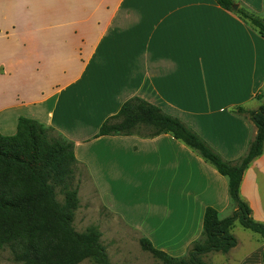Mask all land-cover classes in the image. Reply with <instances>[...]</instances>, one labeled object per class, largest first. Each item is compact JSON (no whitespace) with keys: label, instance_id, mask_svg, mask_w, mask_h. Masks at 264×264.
<instances>
[{"label":"crops","instance_id":"crops-1","mask_svg":"<svg viewBox=\"0 0 264 264\" xmlns=\"http://www.w3.org/2000/svg\"><path fill=\"white\" fill-rule=\"evenodd\" d=\"M235 1L264 14V0ZM0 18L7 20L3 51L23 56L25 70L16 74L44 83L35 96L30 90L17 102L0 101L3 135L16 133L20 117L54 128L75 144L108 209L134 226L123 200H111L131 188L161 195L171 222L179 204L197 212L199 226L207 207L228 209L227 178L171 135L95 136L140 97L179 118L225 160L242 158L257 129L235 109L257 110L264 89V38L249 23L216 0H0ZM1 63L0 77L15 75ZM240 194L264 223V153L246 170ZM141 229L151 241L157 235Z\"/></svg>","mask_w":264,"mask_h":264},{"label":"trees","instance_id":"trees-1","mask_svg":"<svg viewBox=\"0 0 264 264\" xmlns=\"http://www.w3.org/2000/svg\"><path fill=\"white\" fill-rule=\"evenodd\" d=\"M216 1L264 38V16L245 8L235 10V0ZM263 91L257 95L258 99ZM235 112L246 115L257 129L247 153L235 162L225 160L179 118L140 97L126 101L95 136L155 138L169 134L227 178L233 213L221 218L218 210L207 207L202 238L193 243L186 256L173 257L157 249L150 239H140L143 251L163 264H208L204 260L206 255L230 253L238 245L232 233L237 223L264 241V223L253 218L251 207L240 194L246 170L264 153V104L255 111L238 107ZM80 165L75 144L37 120L20 117L14 135L0 132V251L8 250L20 264H81L86 260L113 264L101 242L99 229L90 227L85 232L75 229V216L80 208V180L76 183ZM60 195L63 201L59 200Z\"/></svg>","mask_w":264,"mask_h":264},{"label":"rangeland","instance_id":"rangeland-1","mask_svg":"<svg viewBox=\"0 0 264 264\" xmlns=\"http://www.w3.org/2000/svg\"><path fill=\"white\" fill-rule=\"evenodd\" d=\"M264 14L262 15V17ZM7 24V20L0 18V26ZM0 36V65L1 61H7L9 68L15 73L11 77H0V101L3 99L10 102H17L18 96L26 95L43 87L44 83L34 76H20L17 72L25 70L22 64V53L14 50L11 55L8 51H3V43ZM33 54H29L28 60H32ZM30 68V67H29ZM30 69H34L31 67ZM20 96V97H21ZM264 104V91L260 99ZM20 111L17 108L15 111ZM29 110H23L22 113ZM29 115L28 112L24 114ZM5 133V132H3ZM80 180V208L76 213L74 226L78 232H85L90 227H96L102 234L101 242L106 247L109 260L113 264H163L155 259L150 253L143 251L140 239L145 236L144 231L154 233L152 243L157 249H161L173 257H184L191 249L193 243L202 238L203 217L199 226L197 212L182 211V204L176 210L178 216H173V221H167L163 205L162 196L148 194L147 188H131L129 195L123 197L120 193L111 196L113 202L123 200L125 208L132 211L126 212L125 216L131 219L136 226L132 225L121 215L113 214L109 208V199L99 196L92 189L87 171L81 165L78 167L76 183ZM122 199H121V198ZM183 195L179 199H184ZM59 200L63 201L60 195ZM182 203V202H181ZM136 210V211H135ZM234 211L231 204L221 218L230 216ZM187 215H190L186 219ZM120 216V217H119ZM240 242V246L228 254L210 253L204 260L208 264H264V241L255 233L244 229L239 223L232 230ZM0 264H20L13 260L8 250L0 251ZM81 264H96L92 260H86Z\"/></svg>","mask_w":264,"mask_h":264},{"label":"water","instance_id":"water-1","mask_svg":"<svg viewBox=\"0 0 264 264\" xmlns=\"http://www.w3.org/2000/svg\"><path fill=\"white\" fill-rule=\"evenodd\" d=\"M234 9L235 10H238L239 9V6L236 4V5H234Z\"/></svg>","mask_w":264,"mask_h":264}]
</instances>
